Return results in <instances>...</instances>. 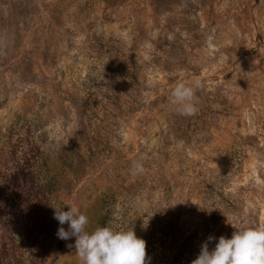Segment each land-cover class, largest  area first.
I'll list each match as a JSON object with an SVG mask.
<instances>
[{"label": "rangeland", "instance_id": "374dc122", "mask_svg": "<svg viewBox=\"0 0 264 264\" xmlns=\"http://www.w3.org/2000/svg\"><path fill=\"white\" fill-rule=\"evenodd\" d=\"M197 81L179 114L173 88ZM9 136L38 139L89 231L108 215L149 264H191L264 223V0H0V151ZM46 258L83 264L75 237Z\"/></svg>", "mask_w": 264, "mask_h": 264}, {"label": "trees", "instance_id": "16d2710c", "mask_svg": "<svg viewBox=\"0 0 264 264\" xmlns=\"http://www.w3.org/2000/svg\"><path fill=\"white\" fill-rule=\"evenodd\" d=\"M34 137L9 136L0 151V264H44L61 226L53 207L61 172ZM65 211L67 208L65 206ZM110 225L103 215L97 227Z\"/></svg>", "mask_w": 264, "mask_h": 264}, {"label": "clouds", "instance_id": "9594fccd", "mask_svg": "<svg viewBox=\"0 0 264 264\" xmlns=\"http://www.w3.org/2000/svg\"><path fill=\"white\" fill-rule=\"evenodd\" d=\"M195 85L178 83L171 92V103L181 115L191 116L197 109ZM134 173L143 172L140 162L134 163ZM67 206V211L64 210ZM54 218L61 225L57 236L62 240L75 237V251L83 264H149L146 241L138 237L134 228L123 229L110 225L89 231L88 217L77 206L53 207ZM67 224L65 230L63 225ZM234 231L230 238L209 235L202 242L197 257L191 264H264V223L253 224L244 219L231 223Z\"/></svg>", "mask_w": 264, "mask_h": 264}]
</instances>
